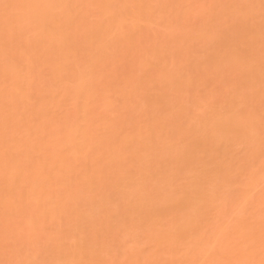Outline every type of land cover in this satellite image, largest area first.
<instances>
[{"label":"bare ground","instance_id":"bare-ground-1","mask_svg":"<svg viewBox=\"0 0 264 264\" xmlns=\"http://www.w3.org/2000/svg\"><path fill=\"white\" fill-rule=\"evenodd\" d=\"M0 264H264V0H0Z\"/></svg>","mask_w":264,"mask_h":264}]
</instances>
